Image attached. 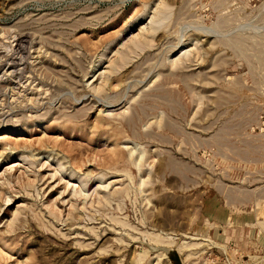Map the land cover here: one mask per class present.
Segmentation results:
<instances>
[{"label":"rangeland","instance_id":"obj_1","mask_svg":"<svg viewBox=\"0 0 264 264\" xmlns=\"http://www.w3.org/2000/svg\"><path fill=\"white\" fill-rule=\"evenodd\" d=\"M0 264H264V0H0Z\"/></svg>","mask_w":264,"mask_h":264},{"label":"water","instance_id":"obj_2","mask_svg":"<svg viewBox=\"0 0 264 264\" xmlns=\"http://www.w3.org/2000/svg\"><path fill=\"white\" fill-rule=\"evenodd\" d=\"M174 256H175V259H176V260H178V259H179L178 255H174Z\"/></svg>","mask_w":264,"mask_h":264}]
</instances>
